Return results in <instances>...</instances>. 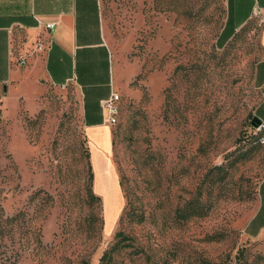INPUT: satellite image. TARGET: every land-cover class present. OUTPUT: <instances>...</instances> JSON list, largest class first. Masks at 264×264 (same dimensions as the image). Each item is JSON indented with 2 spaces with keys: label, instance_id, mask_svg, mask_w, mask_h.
I'll list each match as a JSON object with an SVG mask.
<instances>
[{
  "label": "rangeland",
  "instance_id": "374dc122",
  "mask_svg": "<svg viewBox=\"0 0 264 264\" xmlns=\"http://www.w3.org/2000/svg\"><path fill=\"white\" fill-rule=\"evenodd\" d=\"M231 10L102 0L120 95L106 204L77 85L0 82V264H264L262 21Z\"/></svg>",
  "mask_w": 264,
  "mask_h": 264
},
{
  "label": "crops",
  "instance_id": "0c3cea01",
  "mask_svg": "<svg viewBox=\"0 0 264 264\" xmlns=\"http://www.w3.org/2000/svg\"><path fill=\"white\" fill-rule=\"evenodd\" d=\"M231 9L237 26L260 16L264 48V0H231ZM38 20L55 21L56 27L49 32ZM38 40H43L46 48L34 52ZM22 56L25 64L19 62ZM113 76L102 0H0V82L10 92L16 85L28 94L32 92L29 86L38 81L77 85L82 94L94 191L105 204L99 185H106L116 170L112 130L104 120L101 101L114 90ZM259 78L264 83V59L259 63Z\"/></svg>",
  "mask_w": 264,
  "mask_h": 264
},
{
  "label": "built area",
  "instance_id": "2783aa9c",
  "mask_svg": "<svg viewBox=\"0 0 264 264\" xmlns=\"http://www.w3.org/2000/svg\"><path fill=\"white\" fill-rule=\"evenodd\" d=\"M39 26H42L44 29L48 30L49 32H52L55 27H56V22L55 21H42L38 20ZM46 48V44L43 40H38L36 47L34 48V52H38L41 50H44ZM21 64L26 63V57L22 56L19 60ZM120 95L117 91L112 90L110 95L103 99L101 101V105L104 111V120L108 124H115L117 122V117L119 114V102ZM264 128V120H262V123L259 124L256 129L258 131H261ZM259 140L264 142V137H260Z\"/></svg>",
  "mask_w": 264,
  "mask_h": 264
},
{
  "label": "trees",
  "instance_id": "16d2710c",
  "mask_svg": "<svg viewBox=\"0 0 264 264\" xmlns=\"http://www.w3.org/2000/svg\"><path fill=\"white\" fill-rule=\"evenodd\" d=\"M232 18V16H231ZM262 120H264L263 118H261ZM262 194H263V203L262 206L259 210V212L257 213V215L255 216V218L252 220V223L255 225H259L262 226L264 225V182L262 183Z\"/></svg>",
  "mask_w": 264,
  "mask_h": 264
},
{
  "label": "water",
  "instance_id": "95a60500",
  "mask_svg": "<svg viewBox=\"0 0 264 264\" xmlns=\"http://www.w3.org/2000/svg\"><path fill=\"white\" fill-rule=\"evenodd\" d=\"M252 123L255 125V126H258L259 124L262 123V119L258 116L254 117L253 120H252Z\"/></svg>",
  "mask_w": 264,
  "mask_h": 264
}]
</instances>
